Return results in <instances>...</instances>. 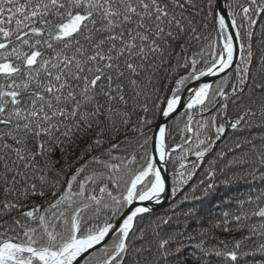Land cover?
Here are the masks:
<instances>
[{
	"label": "snow or ice",
	"instance_id": "snow-or-ice-1",
	"mask_svg": "<svg viewBox=\"0 0 264 264\" xmlns=\"http://www.w3.org/2000/svg\"><path fill=\"white\" fill-rule=\"evenodd\" d=\"M249 179L264 0H0V264H264V223L212 235L264 191L211 228L198 207Z\"/></svg>",
	"mask_w": 264,
	"mask_h": 264
},
{
	"label": "trees",
	"instance_id": "trees-1",
	"mask_svg": "<svg viewBox=\"0 0 264 264\" xmlns=\"http://www.w3.org/2000/svg\"><path fill=\"white\" fill-rule=\"evenodd\" d=\"M199 119V117H196ZM228 133H231L233 130L229 127ZM228 137L226 136L224 139H222L219 144L217 145V148H222L225 143L227 142ZM177 140H179V137H177ZM211 159V157H209ZM206 166V162H205ZM169 172L171 169L168 170ZM203 172V168L198 170L197 175L193 178V180L190 182L188 186H186L181 192L177 193L176 197H169L168 202L156 209V215H163L166 211H168L170 205L173 202V199L179 200L184 191H188L191 188L192 184L198 183V181L202 178L200 173ZM170 186H171V177H170ZM219 191L216 193V199H213L211 203H205L202 206V226L205 228H211V226L214 223L222 221L223 218V212L224 211H232L237 212L238 205L233 204L230 208H226L222 203L221 199H227L225 197V193L227 192L228 196L232 197H239L241 199L247 200V196L249 193H251L253 196L258 195L260 192L264 191V183H261L259 179L251 180L249 179L247 182H240L239 184H233V185H217ZM189 223L192 225L193 229H196L201 226L200 222H192L189 221ZM264 223L259 217H248L246 220L237 223L236 221L229 219V226L231 227L232 231L225 233L223 232L219 227L215 229V231L212 233L213 236L219 239H239L243 235H247V227L253 224H260ZM215 239L211 241V243H215ZM193 252L192 248H188L186 255H189ZM213 264H219L218 258L213 257ZM192 264H195V262H192Z\"/></svg>",
	"mask_w": 264,
	"mask_h": 264
},
{
	"label": "water",
	"instance_id": "water-1",
	"mask_svg": "<svg viewBox=\"0 0 264 264\" xmlns=\"http://www.w3.org/2000/svg\"><path fill=\"white\" fill-rule=\"evenodd\" d=\"M236 59H238V54H237V56H236ZM208 79H211V78H208ZM185 95V99L187 98V96H188V93H185L184 94ZM182 110V109H181ZM170 177V176H169ZM170 179V178H169ZM169 186H170V180H169ZM168 202V200H166V201H164L160 206H155V205H153V207L155 208V209H157V208H160V207H162V206H164L166 203Z\"/></svg>",
	"mask_w": 264,
	"mask_h": 264
},
{
	"label": "rangeland",
	"instance_id": "rangeland-1",
	"mask_svg": "<svg viewBox=\"0 0 264 264\" xmlns=\"http://www.w3.org/2000/svg\"><path fill=\"white\" fill-rule=\"evenodd\" d=\"M181 111H183V109L181 110ZM170 178V177H169ZM170 180V179H169ZM169 200V199H168Z\"/></svg>",
	"mask_w": 264,
	"mask_h": 264
},
{
	"label": "bare ground",
	"instance_id": "bare-ground-1",
	"mask_svg": "<svg viewBox=\"0 0 264 264\" xmlns=\"http://www.w3.org/2000/svg\"><path fill=\"white\" fill-rule=\"evenodd\" d=\"M170 197V196H169Z\"/></svg>",
	"mask_w": 264,
	"mask_h": 264
}]
</instances>
